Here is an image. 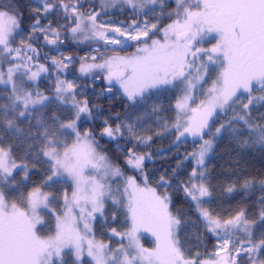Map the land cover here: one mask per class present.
Returning a JSON list of instances; mask_svg holds the SVG:
<instances>
[{"label": "snow or ice", "instance_id": "1", "mask_svg": "<svg viewBox=\"0 0 264 264\" xmlns=\"http://www.w3.org/2000/svg\"><path fill=\"white\" fill-rule=\"evenodd\" d=\"M118 3L130 5L139 14L145 9L153 10L148 6L163 4V0H102V8L106 10ZM175 3L176 11L169 15L177 18L165 28L158 29L157 24L149 26L145 21L141 26L135 20L127 27L113 26L111 21H99L104 11H93L85 15L75 3L39 0V6L34 10L37 19L32 25V33L43 34L47 44H57L60 39L59 28L63 26L54 28L51 22L42 26L39 16L47 18L48 14L62 8L64 19L74 21L70 29L72 36L83 37L80 42L103 44L105 50L111 46H125L129 41L143 43V47H137L136 54L130 57H105L97 47L93 51L98 55L81 58L79 72L86 75L95 69L106 70L105 79L109 84L113 79L118 81L130 101L143 97L149 89L172 85L179 80L185 84L188 95L176 105L179 110L175 125L179 132L177 140L186 133L201 138L210 134L217 138L223 131H229L243 146H248L250 141L264 146V115L255 122L251 116L252 107H264V0H175ZM22 17L23 13L14 7V0H0V59L10 65L6 79L5 73L0 71V84L11 86L10 103L0 105L4 109L3 119L8 130L18 133L21 130L17 126V119L31 118L30 110L35 112L38 107L43 109L52 102L71 109L73 118L66 122H60L55 112L49 117L51 124L38 118L36 135L45 141L40 152L47 158L45 163L50 165L51 175L46 177L44 184L56 183L59 178L67 176L74 188L71 197L67 192L63 195V214L57 215L54 210L52 212L55 220L54 235L41 236L40 228L45 226L40 215L41 209H49L56 196L42 192L37 187L28 192L26 197L21 194L20 201L24 207L8 202L4 188L15 184L13 170L23 169L26 179L29 167L27 164L18 165L10 148L0 147V264H65L62 256L65 249L73 251L77 264H81L85 240L87 256L91 257L94 264H240L238 258H244L245 264H264V238L253 243L251 222L244 218L243 211L222 220L203 206L205 198L212 195L205 182L204 165L206 156L213 149L214 139L204 140L199 152L192 154L200 170L193 168L189 180L182 185L185 196L190 198L199 213L204 229L215 234L220 241L219 251L215 254L219 259L201 261L199 253L189 259L181 248L177 233L181 220L170 211L171 196L167 191L169 181L164 175L157 181L165 187L163 194L149 185V178L143 169L145 160L151 158L150 154H137L128 149L125 157V163L141 175V186L136 177L126 176L106 153L97 150L98 142L91 131H79L77 121L82 116L91 117L92 110L86 99H77V85L72 80L57 78L52 97L39 91L26 90L22 83H17V79L23 76H27L29 81H35L42 73L49 71L44 64L33 63L34 56L38 58L39 53L31 44L22 41L23 47L11 46L12 37L20 28ZM153 30L162 31L163 40L152 39L149 44L147 40L151 39L150 33L155 34ZM212 33L216 34V43L210 49H194V44L202 43ZM35 38L29 35L30 40ZM29 52L34 55H28ZM201 54L207 55L208 62L220 65L222 71L208 90L207 101H201L200 106L192 109L196 115L186 120L184 126L179 116L180 112L186 114L190 90L194 86L193 78L185 75V70L192 69ZM189 57H192L191 61ZM14 60L21 63H13ZM71 63L72 57H64L63 60L52 58V66L58 77ZM33 68L36 70L33 71ZM201 68L206 70L207 65L202 63L196 66L197 73ZM203 78V75H197L195 80L198 82ZM255 91L260 94L254 95ZM245 93L246 103L242 101ZM236 104H242L244 115L237 114L212 132L209 120L217 109L223 111ZM21 105L22 110L18 111ZM237 121L245 124L249 132L248 139L239 141L238 130L233 127ZM105 124L102 136L115 139L122 136L125 129L135 135L131 124L118 123L114 127L107 121ZM181 127L183 131H180ZM63 133L74 135L75 140L71 144L62 141L60 135ZM135 139L147 143L151 137L135 136ZM86 170L94 174L86 175ZM197 179L199 183L195 182ZM113 183H116L115 188ZM245 186H248V182ZM232 190L231 187L228 189L229 192ZM109 198L114 205L126 209L131 221V227L125 233L111 229L114 235L128 238L127 245L121 243L117 248L87 239L91 232L90 221L95 219V213L103 215L105 200ZM260 216L264 220V211ZM80 222H83V235L78 226ZM142 228L156 237L154 250L140 244L137 233ZM238 230L246 233L249 239L233 240L232 236ZM233 248L235 255L231 254ZM220 251H226L228 255L221 257Z\"/></svg>", "mask_w": 264, "mask_h": 264}, {"label": "trees", "instance_id": "2", "mask_svg": "<svg viewBox=\"0 0 264 264\" xmlns=\"http://www.w3.org/2000/svg\"><path fill=\"white\" fill-rule=\"evenodd\" d=\"M100 1L64 0V3H75L80 12L89 14L100 8ZM38 6L39 0H14V7H18L19 11L23 13V17L20 20V28L12 37L11 45L13 48L23 47L22 41L25 44H31L39 53L38 58L34 56L33 61L44 64L49 69L48 72L40 75L35 83L34 91L51 96L55 92L57 78L72 80L77 85V99H86L92 110L91 117L82 116L77 121L79 131L81 133L91 131L98 142L97 148L102 153H106L112 162L118 164L125 175L136 177L140 184H143V181L139 172L125 163L127 150L132 149L137 154H150L151 158L144 162L143 172L149 178V185L156 188L160 194L164 193L165 187L157 183L159 177L164 175L165 179L169 181L170 187L167 188L168 194L171 196L169 207L171 212L178 215L181 220L179 229L181 248L188 254L198 252L207 255L218 252L220 241L215 234L204 229L199 213L190 198L185 196L182 188L195 168L192 154L200 149L202 141L199 138L190 137H180L177 140L179 132L175 128V102L179 95L164 88L146 93L143 97H137L135 101H130L114 82L109 84L105 79V70L95 69L86 75L79 72L81 58L98 55L93 51L97 47L105 57L130 56L136 53L137 47L142 43L137 44L135 41H129L125 46H111L105 50L103 44L73 40L70 29L74 26V21L72 19L65 20L64 10L58 8L48 14L47 18L39 16L42 26H46L50 22L54 28L58 25L63 26L59 28L58 43L47 44L43 34L32 33V25L37 19V13L34 10ZM149 9L153 10L146 9L136 14L132 8L122 6L105 12L99 17V21H111L113 26L122 27H127L133 20L141 26L147 21L149 26L157 24L158 29H163L177 18L175 15H169L176 11L175 0H163V4L157 3ZM153 32L155 34L150 33L151 39L147 42L155 39L154 36L161 38V31L153 30ZM30 34L36 38L30 40ZM28 55L34 54L29 52ZM53 57L57 60L72 57V63L68 64L67 69L60 73L59 77L56 69L52 66ZM242 101L246 103L245 97H242ZM9 103L5 91L0 89V105ZM241 105L238 104L237 109ZM234 108L235 106L228 108L224 114H215L210 122L212 132H215V129L233 110L235 113L237 112V109ZM251 109L254 122L264 115V107L257 105ZM3 111L4 109L0 108V114ZM54 112L60 122L66 121L72 116L69 110H60L54 105H48L43 109L31 112V118L20 117L16 122L28 127L33 132L38 128V118L51 124L49 117ZM105 121L113 127L118 123L131 124L135 135L125 129L123 135L115 139L102 136V130L106 126ZM235 128L238 132L244 133L243 126L238 125ZM135 136L151 137V139L147 143H143L142 140H136ZM204 137L206 140L214 139L213 149L205 165L207 182L212 193L208 197L205 207L222 220L232 218L238 212L243 211L246 219L252 224L251 239L253 243H257L261 238H264V220H261L260 216L264 211V147H244L238 142V139H234L233 135L224 131L217 138H213L210 134H205ZM0 138H4V136L0 134ZM9 139L11 140L9 142L14 146L13 155L18 161L30 165L31 172L28 173L27 180L25 179L23 182L20 181L18 172H15V184L4 189L7 200L22 206L24 204H21L20 201L21 194L26 197L34 187L48 189L58 195L56 188L43 186L42 181L48 176V172L39 160L29 158L32 151L29 149L26 151V144L16 143L13 138ZM31 154L33 155V152ZM246 182H248L247 187L245 186ZM230 187L233 189L231 192L228 191ZM126 227L127 223L118 219L115 223L98 224L95 230L102 239L108 240L110 237L104 232L105 228L121 230ZM232 239L243 240V237L233 235ZM144 243L148 244L149 242L145 239ZM226 253L228 255V252ZM231 254H236L235 248L232 249ZM238 260L240 264H245L244 258H238Z\"/></svg>", "mask_w": 264, "mask_h": 264}, {"label": "rangeland", "instance_id": "3", "mask_svg": "<svg viewBox=\"0 0 264 264\" xmlns=\"http://www.w3.org/2000/svg\"><path fill=\"white\" fill-rule=\"evenodd\" d=\"M122 6H126V7L131 8L130 5L119 4L118 3L115 6H109L105 10V9L102 8V0H101L100 1V8L98 10H96L95 12H101V11L108 12V11H111L113 9H116V8H119V7H122ZM152 6L153 5H149L148 8H150ZM193 10H198V9H193ZM85 15H87V14H85ZM215 36H216V34L215 33H212L210 36L206 37L202 43L194 44V49L195 48L210 49L216 43ZM72 38H73V40H76V41H81L83 39V37L74 38L73 36H72ZM154 38L155 39H159V40H163V33H162V31H161V38H158L156 36H154ZM147 43L150 44L151 42H147ZM139 47H143V43ZM130 56H132V55H130ZM130 56H120V57H130ZM191 60H192V57H189V61H191ZM13 63H21V61L14 60ZM33 63H37V62L33 61ZM202 63H204V64L207 65V69L205 70L204 68H201L200 71H199V73H197L196 66L201 65ZM37 64H39V63H37ZM9 66L10 65H9V63L7 61H5L3 59H0V71H2V72L5 73V79H6L7 69H8ZM32 70L35 71L36 69L33 68ZM221 71H222V68H221L220 65H218L216 63H210V62H208L207 55H203V54H201L200 55V58L195 61V65L193 66L192 69L189 70V69L186 68L185 75L190 76L191 78H193V84H194V86L190 90L191 95H190V98L187 101L186 114L184 112H180L179 119H180V123L182 125L186 126V124L184 122L186 120H188L189 118H193L196 115L195 113L192 112V109H195L198 106H200L201 101H207V99H208V90L210 88H212L213 81H216L217 80V78L220 75V72ZM104 74H105V77H106V75H107V71L106 70L104 71ZM197 75H203L204 78L202 80H199L197 82L195 80V77ZM38 78L35 81H29L28 78H27V76H23L22 79H17V83H22L23 87L26 90L35 92L34 91V86H35V83L37 82ZM112 82H114L121 89L122 93L126 96V94L124 93L123 89L120 86V83L118 81H116L115 79H113ZM164 88H168L169 91L176 92L179 95L178 98H177V100H176V102H175V125H176V122H177V119H178V111H179L177 109V107H176L177 102L178 101H181L184 96L188 95V90H186L185 84H183L179 80H177V81H174L172 85H166V86H162V87H159V88L149 89L146 93H151L153 91L160 90V89H164ZM0 89L2 91H5L6 97L9 100V97H10V94H11V86L10 85L0 84ZM253 94L254 95H259L260 93L258 91H255ZM246 95L247 94L245 93V95H244L245 102H247ZM52 96H54V94L51 95V96H49V97H52ZM9 102H10V100H9ZM48 105H54L57 108H59L60 110H65V111L66 110H69L72 113V110L71 109L64 108L63 106L59 105L57 102H52V103H50ZM233 106H235L234 109H237L238 104L233 105ZM37 109H41V108L38 107ZM227 109L228 108H226L223 111L217 109V111L214 113L213 117L210 118L209 124H210L211 120L214 118V116H215L216 113H222V114H224L226 111H228ZM19 110H22V105L20 106V108L18 109V111ZM31 112L32 111L30 110V113ZM3 113H4V111L1 112V114H0V134L2 136H4V138H0V147H4L6 149L10 148L11 149V152H12V156L15 159V162L18 165H20V164H25V163H23L21 161H18L15 158V156L13 155V147L14 146L12 145L11 142H9V141H11L9 138H13L16 141V143H24V144H26V146H27L26 147V151H28V149H29L30 151L33 152V155H34L33 156L31 154L32 153L31 152L30 155H29L30 156L29 158H35V159L39 160L40 164H42L46 168V170L48 172V175H51V172L49 171L50 165L47 164V163H45V160L47 158H45L42 155V153L40 152V149L44 146L45 141L43 140L42 137L36 135L37 129H35L32 132L28 127H26L24 125H19L16 122L18 128L21 131L17 133L14 130H8L7 125H6V123L4 122V119H3ZM237 114L244 115V112L242 110V105L237 109V112L236 113L233 110L230 113V115L227 116V118H225V120L223 121V123H226L229 120L233 119ZM72 118H73V113H72L71 118H69L68 120H70ZM68 120H66V121H68ZM66 121H62V122H66ZM238 125H241V126L244 127V129H243V132L244 133H241L240 131L237 132L239 140L242 141V140L248 139L249 132H248L245 124L243 123V121H237L233 125V127H236ZM180 131H183V127L180 128ZM69 132H70V130H69ZM224 132H227V133L233 135L229 131H224ZM29 133H32V135L30 136ZM183 137L199 138L202 141V143H203L204 140H206L205 137H204V135L201 138V137L192 136L191 134H187L186 133ZM60 139L62 141H66L68 144H71L75 140V136L74 135H70L69 133H63V134L60 135ZM249 146H253V147L254 146L255 147H264V146H261L258 143H255L254 144L251 141L249 142L248 146H244V147H249ZM97 150L99 152H101L98 148H97ZM199 150L200 149H198L197 152H199ZM210 153L211 152H209L208 155L205 158V165H206V162H207V160H208V158L210 156ZM193 159H194V157H193ZM193 162L195 164V168H197V170L199 171L200 169L196 165L195 159L193 160ZM205 165H204V170L206 171V166ZM28 167H29V172L28 173H30L31 172L30 171V168L31 167H30V165H28ZM15 172H18L19 179H20L21 182H23L25 180V176H24L23 169H21V168L14 169L13 170V177L16 174ZM85 174L86 175H93L94 173L86 170ZM45 179H46V177L42 181V184H43L44 187L56 188L57 191H58V195H57V194L53 193V191L51 192L48 189L45 190V189H41L40 188L42 192L53 193L56 196V199L51 201L50 206H49V209H41V212H40V215L43 217V219L45 221V226H43V227L40 228L39 234L41 236H45L46 237V236H49V235H54V232H55V220H54V217L52 215L53 210L55 211V214H57V215H62L63 214V195H64L65 192H67V194L69 195V197H71V193L73 191L74 185H73L72 181L67 176H64V177L59 178L58 182H56V183H51V184H47V185L44 184ZM195 182L196 183H199V180L197 179V180H195ZM205 182L208 184V182H207V172H206ZM140 185L143 186V184H140ZM112 186H113V188H115L116 187V183H113ZM6 188H4V189H6ZM34 188H32L30 191H32ZM121 188H122V185H121ZM207 199L208 198H205V202H204V205H203L204 207L206 205ZM8 202L11 203L13 201L8 200ZM24 206L25 205H22L21 207H24ZM114 215H115V219L113 218ZM173 215H175V214L173 213ZM94 216H95V219H93V220L90 221V224H91V232L88 234L87 239H92L94 241H98V242L107 244L111 248H117L121 243H123L124 245H127L128 244V238L126 236H116V235H114L112 233L111 229H113V228H111V229L105 228V230H104V232L107 233V235L109 234V237L110 238H108V240L107 239H102L97 234V232L95 230L96 229V226L98 224L106 225L108 223H115L118 219H121L125 223H127V227L124 228V229H121V230H119L117 228H115V229L117 230V232L125 233L131 227V221H130V218L126 214V209L124 207L114 205L113 202H112V200L109 198V199H106L105 200V207H104V213H103V215L101 216L99 213H95ZM244 218L246 219L245 215H244ZM78 226L81 229V234L83 235L84 234V232H83V222H80ZM251 226H252V224L250 223V228H251V232H252L253 229H252ZM38 227H40V226H38ZM179 229H180V226L177 229L178 237H180ZM137 235L139 237L140 244L144 248L149 249V250H154L156 248L157 241H156V237L152 234V232L146 231V230H144L142 228L137 233ZM234 235H235V237L236 236H242L244 241L249 239L248 235L246 233H244L242 230L236 231ZM145 239L149 242L148 244L144 243V240ZM197 253L198 252L193 253V254H188V253L185 252V255H186L187 258L192 259V258H195L196 257V254ZM216 253L217 252H215V253L213 252V253H210V254H207V255H204V254H200L199 253V260H201V261H211V260L219 259V257L215 255ZM219 255L221 257H223V256H227V253L225 251L223 253L219 252ZM62 256H63V260H64L65 264H77V261L75 259V254H74L73 251H71L69 249H65L64 250V253H62ZM85 263L86 264H94V261H92L91 257H88L87 256V240H85V242H84V254L81 257V264H85Z\"/></svg>", "mask_w": 264, "mask_h": 264}]
</instances>
